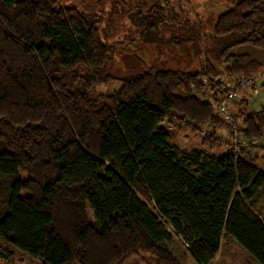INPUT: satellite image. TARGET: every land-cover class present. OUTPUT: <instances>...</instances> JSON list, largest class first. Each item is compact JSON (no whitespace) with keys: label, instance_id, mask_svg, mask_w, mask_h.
<instances>
[{"label":"trees","instance_id":"1","mask_svg":"<svg viewBox=\"0 0 264 264\" xmlns=\"http://www.w3.org/2000/svg\"><path fill=\"white\" fill-rule=\"evenodd\" d=\"M146 4L130 22L157 40L165 5ZM92 10L87 0H0V247L41 264H124L134 255L180 264L166 245L180 237L198 264H211L230 235L264 264V219L253 206L264 170L245 154L264 149V115L234 109L249 140L237 155L210 152L212 138L183 153L162 126L186 119L194 132L209 124L212 136L224 129L230 140L235 126L214 101L215 64H226L232 84L264 68L232 52L264 49V0H237L208 19L199 70L154 61L121 77L109 63L130 50L119 42L125 34L112 35ZM112 78L120 87L98 90Z\"/></svg>","mask_w":264,"mask_h":264},{"label":"rangeland","instance_id":"2","mask_svg":"<svg viewBox=\"0 0 264 264\" xmlns=\"http://www.w3.org/2000/svg\"><path fill=\"white\" fill-rule=\"evenodd\" d=\"M123 1L126 0H87L89 8L101 11L100 13L103 15V19L109 25L107 31H110L112 35L120 32L125 34V37L120 39L119 42L124 46H128L130 50L127 53H123L121 56L116 55L109 63V69L118 77L134 72L140 73L147 68H151L154 61L158 68L181 70L184 72L199 70L208 58L203 36V33L210 28L207 24L209 23L208 19L212 16L217 17L221 12L233 7L237 0H159L160 4L165 5L164 13L166 18L164 17L162 19L165 24L158 29V35L155 34L157 40L151 41L145 40L141 35L142 33L139 32V29L130 22L131 18L129 15L130 13H137L140 8L138 9L136 5L141 0H127L128 2H126L125 5ZM155 1L157 0H147V4L141 7V9H150ZM96 3L100 4H98V8H96ZM119 3L120 5H117ZM195 26H197L196 30L200 34L198 39L192 37ZM132 39L133 41H131ZM171 41H177L178 43H170ZM179 41L183 42L181 43ZM170 44H172V46H170ZM232 52L236 54H251L253 58L264 65V49L262 48L254 45H243L233 49ZM225 65L226 64L221 65V63L215 64L218 71L217 73L224 74L221 77L224 78V81H226L230 89H237L239 85L237 83H231L225 72ZM257 73L264 74V68L257 71ZM262 83H264V76H261L255 85L247 88H240V96L231 97L229 100L230 110L234 112V109L237 110L238 106L241 105L247 112H256L257 114L264 115V93L260 88ZM120 85L121 82L118 79L112 78V80L101 83L98 90L102 92H112L114 89L120 87ZM181 93L183 94V92ZM213 94H215L213 91H209L205 97L212 98ZM215 95L216 99L214 101L218 111L217 107L219 101L223 97L221 96L219 100V95ZM224 95L228 96V94ZM244 95H247L248 101L245 100L242 104H238L239 99ZM262 122L264 123V119ZM162 126L169 131L171 143L177 145L183 153L193 149H204V138L207 139L209 133L212 132V128L209 124L204 125L203 128H205L204 130L207 132V137H205L202 134L203 128L198 132H194L189 127V122L186 119L179 118H173V120L166 119L164 123H162ZM217 133L222 135L223 138H227L226 130L222 129ZM240 138L243 139L245 144L249 142L242 134ZM261 140L264 141V137H261ZM226 144L217 143V146L214 148L211 147L209 151L217 154L222 151H227L228 146ZM250 151L247 150L250 154L249 156L258 158V166L260 169L264 170V149L251 148ZM253 206L264 219V188H262L255 197ZM87 213L89 218L93 220L94 211L88 207ZM166 245L177 257L180 264H198L188 252L187 246L182 238H175L173 241L167 242ZM6 253L7 251L0 247V264H41L38 259H33L19 251H16L11 256H7ZM124 264L148 263L142 259L141 256L134 255L126 260ZM211 264L261 263L253 258L235 238L224 235L218 254Z\"/></svg>","mask_w":264,"mask_h":264},{"label":"built area","instance_id":"3","mask_svg":"<svg viewBox=\"0 0 264 264\" xmlns=\"http://www.w3.org/2000/svg\"><path fill=\"white\" fill-rule=\"evenodd\" d=\"M222 75H224V74H218L216 77V81L218 83L216 89L219 92V94H218L219 100H220L221 96L223 97L219 101L217 108H218V112L225 118L226 121H230L234 124L235 128L233 129V136L230 138V140H227L226 138H223L222 135L218 134L215 137V136H212L211 133H209V136L207 137V132L204 130L205 128L202 129L203 130L202 134L205 137H207V139L212 138L216 143H221V144L228 143V144H226L228 146V150H232L233 152H235V155H237L239 152L242 151L241 149H243V147L246 144L243 142V139L240 138L241 134L238 130V127L236 126L238 124L237 123L238 122L237 117L235 116L234 112H232L230 110L229 100L231 97L232 98L239 97L240 96V93H239L240 88H247V87L255 85L258 82V80L260 79V77L264 76V74L256 72V73L250 74L249 76L240 78L237 81V84L239 85V87L237 89L233 88V90L227 86L226 81H224V78L221 77ZM224 94H228V96H225ZM251 143L253 145L259 144L257 139H253ZM245 154L248 156L250 155L249 152H247V151L245 152Z\"/></svg>","mask_w":264,"mask_h":264},{"label":"crops","instance_id":"4","mask_svg":"<svg viewBox=\"0 0 264 264\" xmlns=\"http://www.w3.org/2000/svg\"><path fill=\"white\" fill-rule=\"evenodd\" d=\"M249 55H251V54H249ZM252 56V55H251ZM253 57V56H252ZM243 98L246 100V101H248V97H247V95H244L243 96ZM228 236H230V235H228ZM221 241H222V239H221ZM221 245V244H220ZM220 249V248H219ZM254 258V257H253ZM257 260V259H256ZM258 261V260H257ZM259 262V261H258ZM260 263V262H259Z\"/></svg>","mask_w":264,"mask_h":264}]
</instances>
